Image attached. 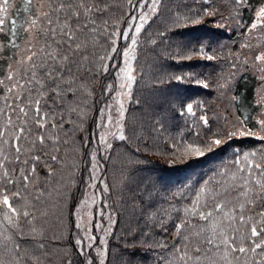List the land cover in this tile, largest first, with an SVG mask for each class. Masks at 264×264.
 I'll list each match as a JSON object with an SVG mask.
<instances>
[{"label":"snow or ice","instance_id":"6c2138e0","mask_svg":"<svg viewBox=\"0 0 264 264\" xmlns=\"http://www.w3.org/2000/svg\"><path fill=\"white\" fill-rule=\"evenodd\" d=\"M200 2L205 7L169 9V22L149 35L162 0H0V264H111L116 207L138 219L120 236L122 257L132 258L124 264L141 256L149 264H264V0H228L226 16L214 0ZM206 23L234 27L248 51L222 55L206 43L176 42L161 55L209 67L226 60V70L214 82L181 72L155 83H211L229 105L210 122L206 109L197 116L193 103L183 104L177 115L195 118L192 139L165 141V126L155 120L151 138L168 149H154L128 119V105L141 104L133 95L141 35L155 49L169 45L176 30ZM248 74L259 84L246 106L235 85ZM246 139L259 143L244 150L236 141ZM113 140L136 155L143 145L169 167L231 155L192 184L149 186L129 172L110 188L101 165ZM81 164L83 195L69 207ZM113 191L115 207L104 203Z\"/></svg>","mask_w":264,"mask_h":264},{"label":"trees","instance_id":"16d2710c","mask_svg":"<svg viewBox=\"0 0 264 264\" xmlns=\"http://www.w3.org/2000/svg\"><path fill=\"white\" fill-rule=\"evenodd\" d=\"M123 4L124 0H113ZM214 4L218 7L225 16L229 13L228 0H214ZM200 0H162L161 11L163 15L155 20V24L151 25V32L149 35H154L157 28H163L169 22V9L181 12H187L193 9L203 8ZM248 19V16H245ZM149 26H146V31ZM175 39L169 45H160L155 48L148 43L147 38L142 33V44L137 48V59L134 66L137 69V85L134 87V98L139 96L141 104L137 107L134 104L128 105V119L135 122L136 125L142 126L144 129V136L146 142L152 147L160 150H167L168 143H161L160 140L155 142L152 140L150 128L155 120H159L164 124L166 131L163 132V139L167 141L170 137H178L183 139H192V131L197 129H190V126L195 123V118L185 115L178 116L177 113L181 110V106L186 102H191L194 105V110L197 116L201 114L204 109L207 110L210 116V122L217 116L225 114V109L229 105V100L226 94L222 95L215 87L211 86L209 89H203L194 83H178L175 81L156 84L155 81L165 79L167 75L179 74L181 72H195L198 75H206L210 82H214L217 73L223 68L226 70V60H219L212 62L213 67L207 66L209 62L193 60L192 62H176L161 55L166 49L170 50L175 46L176 42L184 44H191L198 46L200 43H206L212 48H216L222 52V55H227L229 51L247 52V49H241L240 45L243 41V36L238 34L235 28L226 30L224 28H215L212 24L190 26L188 29H179L173 33ZM105 82V78H101L96 84L97 92L101 85ZM259 81L254 76L248 74L247 79H237L235 85V92L242 96V100L246 106L253 105L255 101V90ZM114 98V93L111 94ZM201 105L196 108V105ZM95 117V112L92 113ZM220 123H223L221 120ZM92 120L89 119L88 127L91 128ZM80 135H84L81 133ZM236 143H243L244 150L254 148L259 142L246 139L244 141H236ZM113 149L110 152V159L102 161V173L109 182L110 188L116 182H119L123 173L134 172L137 175V181H146L149 186L158 184V186H176L188 182L194 183L201 177L211 174L213 169L219 168L222 163L228 162V156H221L220 154H210L202 159H193L183 164L177 163L175 166H167L168 161L162 157L151 154L150 151H144L141 145V152L136 155L129 152L128 148L123 145V142L113 140ZM136 146L135 143L132 145ZM137 160L141 161L137 163ZM83 164H81L79 173L76 175V186L71 190L72 199L69 201V207L76 203L77 199L83 195L82 185L79 183L82 176H85ZM125 199H129L126 197ZM104 203H112L115 207V192L109 196ZM124 203V201H119ZM116 217L118 223L114 229L113 234L116 239H109V260L111 264H124L126 260H132L129 256H123L125 251L120 245V236L123 230L131 225H136L138 219L132 215V210L125 207L123 212L116 207ZM71 220V216H68ZM70 238V237H69ZM137 251H142L137 249ZM75 253V249H72ZM74 260L78 257L73 255ZM134 264H149L143 256L138 257Z\"/></svg>","mask_w":264,"mask_h":264},{"label":"rangeland","instance_id":"374dc122","mask_svg":"<svg viewBox=\"0 0 264 264\" xmlns=\"http://www.w3.org/2000/svg\"><path fill=\"white\" fill-rule=\"evenodd\" d=\"M113 131H115V129H113ZM111 139V138H110ZM98 188L100 187V185L98 184V186H97ZM97 194H99V193H97ZM95 210V209H94ZM85 218H86V212H85ZM97 219H99V217H97ZM96 221L95 220H93V223H95ZM94 232H95V230H94ZM95 234H97V235H99V232H96Z\"/></svg>","mask_w":264,"mask_h":264}]
</instances>
